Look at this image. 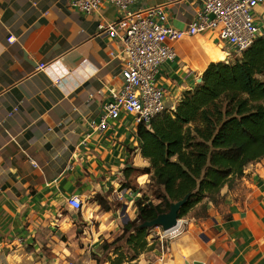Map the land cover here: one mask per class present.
<instances>
[{"label":"crops","instance_id":"1","mask_svg":"<svg viewBox=\"0 0 264 264\" xmlns=\"http://www.w3.org/2000/svg\"><path fill=\"white\" fill-rule=\"evenodd\" d=\"M71 2L0 0V264H98L93 254H104L102 242L123 234L143 195L153 199L134 116L122 113L102 134L91 127L123 85V45L99 28L120 12L104 1L89 15ZM203 5L143 0L131 10L164 6L167 24L186 30ZM255 19L264 38V5ZM169 44L177 56L157 82L173 111L232 49L215 33ZM40 64L49 66L38 71ZM72 196L82 211L68 205ZM222 197L207 218L181 219L168 250L159 241L131 264H264V158Z\"/></svg>","mask_w":264,"mask_h":264},{"label":"trees","instance_id":"2","mask_svg":"<svg viewBox=\"0 0 264 264\" xmlns=\"http://www.w3.org/2000/svg\"><path fill=\"white\" fill-rule=\"evenodd\" d=\"M202 78L175 110L139 126L153 199L143 195L136 202V219L125 224L123 234L102 242L104 254H93L98 264H131L156 249L159 240L151 243V229L140 226L187 195L191 197L179 218H207L210 205L223 199L222 190L235 188L248 165L264 158V38L241 57L211 63ZM97 201L111 209L105 199Z\"/></svg>","mask_w":264,"mask_h":264},{"label":"built area","instance_id":"3","mask_svg":"<svg viewBox=\"0 0 264 264\" xmlns=\"http://www.w3.org/2000/svg\"><path fill=\"white\" fill-rule=\"evenodd\" d=\"M104 1L110 2L120 12V17L110 23L101 24L100 30L109 33L112 39H119L123 45L122 87L112 93V99L104 106V115L99 123L91 127L97 133H104L122 113L134 116L135 123L149 126L154 118L167 111L165 91L158 86L157 75L161 66L173 61L177 54L169 43L179 42L187 37L204 33H215L227 44L231 53L228 61L241 57L253 44L263 38L256 24L255 11L264 5V0H204L202 10L186 30H179L167 24L164 6L131 8L143 0H72L75 9L86 13H98ZM9 43H14L13 37ZM40 64L38 71L48 68ZM68 205L76 210L84 209V202L77 196L68 200ZM164 231L160 229L157 239L162 250H168L169 243L176 239L182 228Z\"/></svg>","mask_w":264,"mask_h":264},{"label":"water","instance_id":"4","mask_svg":"<svg viewBox=\"0 0 264 264\" xmlns=\"http://www.w3.org/2000/svg\"><path fill=\"white\" fill-rule=\"evenodd\" d=\"M203 78L198 80V84L202 83ZM190 195H187L184 199L172 204L170 211L159 215L153 221L145 222L140 228L154 229L159 228L164 231L172 230L179 226L181 219L179 218L181 210L187 205ZM126 224V222H124Z\"/></svg>","mask_w":264,"mask_h":264},{"label":"rangeland","instance_id":"5","mask_svg":"<svg viewBox=\"0 0 264 264\" xmlns=\"http://www.w3.org/2000/svg\"><path fill=\"white\" fill-rule=\"evenodd\" d=\"M153 191H154V189L151 186H149V192H150V194H152ZM158 232H160V229L159 228L151 229V231H150V237L152 236L151 238H157L158 237ZM93 257H94V255H93Z\"/></svg>","mask_w":264,"mask_h":264}]
</instances>
